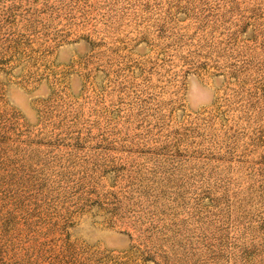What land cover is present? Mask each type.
<instances>
[{"label":"rangeland","instance_id":"obj_1","mask_svg":"<svg viewBox=\"0 0 264 264\" xmlns=\"http://www.w3.org/2000/svg\"><path fill=\"white\" fill-rule=\"evenodd\" d=\"M0 264H264V0H0Z\"/></svg>","mask_w":264,"mask_h":264}]
</instances>
